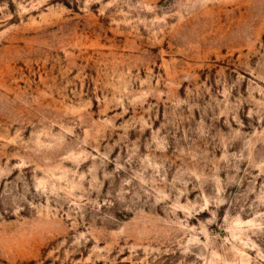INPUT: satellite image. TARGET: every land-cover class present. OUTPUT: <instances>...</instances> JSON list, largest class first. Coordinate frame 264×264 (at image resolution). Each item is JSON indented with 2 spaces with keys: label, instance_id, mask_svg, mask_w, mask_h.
<instances>
[{
  "label": "rangeland",
  "instance_id": "374dc122",
  "mask_svg": "<svg viewBox=\"0 0 264 264\" xmlns=\"http://www.w3.org/2000/svg\"><path fill=\"white\" fill-rule=\"evenodd\" d=\"M0 264H264V0H0Z\"/></svg>",
  "mask_w": 264,
  "mask_h": 264
}]
</instances>
